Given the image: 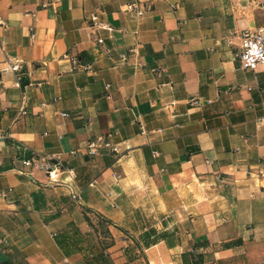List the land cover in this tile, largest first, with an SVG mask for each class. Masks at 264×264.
<instances>
[{"label": "crops", "instance_id": "1", "mask_svg": "<svg viewBox=\"0 0 264 264\" xmlns=\"http://www.w3.org/2000/svg\"><path fill=\"white\" fill-rule=\"evenodd\" d=\"M263 25L264 0H0V264H264V66L236 36Z\"/></svg>", "mask_w": 264, "mask_h": 264}, {"label": "built area", "instance_id": "2", "mask_svg": "<svg viewBox=\"0 0 264 264\" xmlns=\"http://www.w3.org/2000/svg\"><path fill=\"white\" fill-rule=\"evenodd\" d=\"M141 14V12L137 13L138 16H141ZM236 36L239 40L240 51L238 58L240 68L253 71L259 65L264 66V25L257 28L243 30ZM98 42L101 43L102 41L99 40ZM122 61H125V57H122ZM11 70H16V67H12ZM108 88L109 85H106V89ZM260 121H262V119H260ZM5 137L6 134L0 131V148ZM92 146L93 145H90L89 147L90 154L95 153V151L92 150ZM24 151L28 153V156L22 160L24 166L39 169L47 175V178L51 183L58 184L56 164L52 157H48L26 148H24ZM65 187L69 193L71 201L73 203L79 202V193L68 185Z\"/></svg>", "mask_w": 264, "mask_h": 264}, {"label": "trees", "instance_id": "3", "mask_svg": "<svg viewBox=\"0 0 264 264\" xmlns=\"http://www.w3.org/2000/svg\"><path fill=\"white\" fill-rule=\"evenodd\" d=\"M68 228H71L70 232L72 233V236H74L75 234H78L76 228L73 227L72 224H69L68 225ZM65 234V233H64ZM66 237V236H65ZM63 243L65 244L66 248H67V245L65 243V238H63ZM58 243L61 245L62 242L58 241ZM143 244L144 246H147L148 245V242L143 240ZM190 256H187V255H184L183 256V264H203V256L201 254H198V253H192V254H189Z\"/></svg>", "mask_w": 264, "mask_h": 264}, {"label": "rangeland", "instance_id": "4", "mask_svg": "<svg viewBox=\"0 0 264 264\" xmlns=\"http://www.w3.org/2000/svg\"><path fill=\"white\" fill-rule=\"evenodd\" d=\"M80 236V235H79ZM78 236V234H75L74 236H73V238L75 239V240H79L81 237H79ZM76 244H80V243H76V242H74V243H72V244H70L71 245V248H73ZM202 255V254H201ZM204 259V258H203Z\"/></svg>", "mask_w": 264, "mask_h": 264}]
</instances>
